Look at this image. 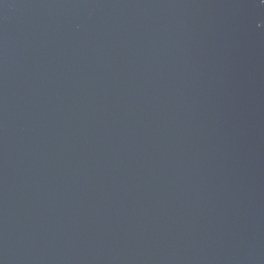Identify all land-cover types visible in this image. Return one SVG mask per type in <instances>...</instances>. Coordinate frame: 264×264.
I'll use <instances>...</instances> for the list:
<instances>
[{"label": "water", "instance_id": "95a60500", "mask_svg": "<svg viewBox=\"0 0 264 264\" xmlns=\"http://www.w3.org/2000/svg\"><path fill=\"white\" fill-rule=\"evenodd\" d=\"M0 264H264V0H0Z\"/></svg>", "mask_w": 264, "mask_h": 264}]
</instances>
